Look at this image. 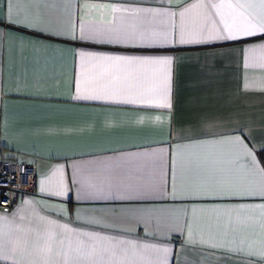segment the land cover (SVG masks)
I'll return each mask as SVG.
<instances>
[{"label": "crops", "instance_id": "1", "mask_svg": "<svg viewBox=\"0 0 264 264\" xmlns=\"http://www.w3.org/2000/svg\"><path fill=\"white\" fill-rule=\"evenodd\" d=\"M7 2L0 0V8L6 9ZM216 2L220 0H21L18 6L43 31L25 36L6 31L0 41V157L35 164L37 188L21 193L12 207H0V224L21 241L29 239L28 229L50 222L77 233L147 245L138 264H264L258 256L246 255L259 252L264 242L259 211L240 213L239 223L232 212L231 226L223 211H214L258 205L260 198L185 195L191 186L232 169L248 182L258 181V170L264 168V33L212 40L209 24L198 37L203 42L179 43L181 23L192 31L205 12L219 21L215 9L193 5ZM100 5L147 11L116 13L113 20L110 7ZM185 9L190 11L182 20ZM167 12L176 13L171 43L93 44L78 38L85 25L158 32L168 27L162 23L168 17L157 13ZM49 32L54 33L50 38ZM249 48L256 49L251 63ZM81 51L172 57L170 112L71 99ZM156 115L170 120L138 122ZM56 169L70 185L80 176L90 178L100 186V196L82 201L75 194L54 197L41 191ZM94 218L100 223H92ZM219 243H242L245 252L229 253L225 260L226 253L211 246ZM3 255L11 258L0 264H21V256L10 249Z\"/></svg>", "mask_w": 264, "mask_h": 264}, {"label": "snow or ice", "instance_id": "2", "mask_svg": "<svg viewBox=\"0 0 264 264\" xmlns=\"http://www.w3.org/2000/svg\"><path fill=\"white\" fill-rule=\"evenodd\" d=\"M20 2L21 0H8L6 9L0 8V41L3 40L6 31L9 35L21 33L22 36L43 31L34 25L27 12L21 10L18 6ZM23 2H27V0H23ZM100 7L102 9L110 7L113 20L116 19V13L138 14L147 11L108 5H100ZM193 7L215 9V15L219 17V21L213 18L212 13L205 12L194 21L195 29L192 31H188L181 23L178 34L180 44L203 42L198 37L204 35L209 24L212 25V30L208 34L212 40H228L239 36H254L264 33V0H220L216 3L193 5ZM189 11L190 9H185L180 13L182 20L185 13ZM157 15L168 17L167 21H162L168 27L158 32L138 31L134 27L130 30L118 27L96 29L91 25H85L79 29L78 38L82 42L93 44H121L145 40L173 42L176 39L173 34L176 26L171 18L176 13H157ZM107 23L111 25L113 21L110 20ZM52 35L54 33H47L49 38ZM72 38L75 39L77 36L74 34ZM255 51V48L247 49L249 63L253 61L251 54ZM260 60L261 66L264 67V56ZM79 61V75L73 81L75 94L71 99L104 101L113 104L133 105L144 110L170 112L172 108L170 95L172 57L99 56L81 51ZM93 61L95 63H92ZM249 87L251 86L245 83V88ZM145 119L163 122L166 119L170 120V116L141 117L138 122L144 123ZM255 164L256 162L253 161V167ZM192 171L189 169L190 173ZM258 173V181L248 182L242 172L232 169L222 173L219 179L213 176V179L205 185L191 186L185 195L194 199L213 200H247L258 197L262 201L258 205L214 211H223L227 217L228 226H231L232 212L237 213L236 222L239 223L242 220L240 213H254L258 210L262 222L261 229L264 231V168H260ZM73 186L76 189L75 192ZM41 191H49L54 197H68L69 194H75L82 201H90L100 196L101 188L85 176L73 179L70 185L65 182L63 171L56 169L48 184L42 186ZM172 196L176 197L175 189ZM192 211L195 215L197 210L193 209ZM3 219L0 217V221ZM91 222L100 223L95 218ZM27 235L29 239L21 241L13 235L10 228H5L0 224V259H10L11 257L3 255L5 249H10L13 253L21 256V264H138L148 248L147 245H137L115 237L109 238L88 232L77 233L67 225L51 226L50 222L42 228L28 229ZM82 237H87V239ZM211 246L226 253L225 260L229 259L227 255L229 253L245 252L242 243L236 246H227L222 243ZM246 255L258 256L261 261H264V242H262L259 252L247 251ZM244 264H251V262H244Z\"/></svg>", "mask_w": 264, "mask_h": 264}, {"label": "built area", "instance_id": "3", "mask_svg": "<svg viewBox=\"0 0 264 264\" xmlns=\"http://www.w3.org/2000/svg\"><path fill=\"white\" fill-rule=\"evenodd\" d=\"M38 170L29 161L0 157V207H12L23 192L37 188Z\"/></svg>", "mask_w": 264, "mask_h": 264}]
</instances>
